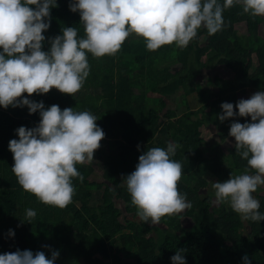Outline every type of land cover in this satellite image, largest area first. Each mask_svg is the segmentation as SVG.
I'll list each match as a JSON object with an SVG mask.
<instances>
[{
	"label": "trees",
	"instance_id": "1",
	"mask_svg": "<svg viewBox=\"0 0 264 264\" xmlns=\"http://www.w3.org/2000/svg\"><path fill=\"white\" fill-rule=\"evenodd\" d=\"M69 2L57 0L52 8L45 50L50 46L47 37L60 34L65 26L84 35L80 14L70 9ZM223 15L222 30L208 35L201 27L186 48L164 45L148 51L142 38L130 36L116 56L89 54L90 75L75 96L55 87L30 95L43 100L45 107L55 103L90 110L105 132L93 160L77 165L84 179L73 178L75 193L66 207L40 202L22 189L12 172L8 143L18 138L14 130L19 126L38 124L39 110L29 113L27 106H0V253L42 250L51 258V251L59 250L56 264H172L170 257L184 249L187 264H243L245 253L252 264H264V220H242L228 204L214 205V195L205 192L208 173L223 181L231 172L246 170V160L235 152L234 142L228 154L218 147L208 150L202 128L214 126L221 140L234 139L229 135L231 121L243 123L251 117L222 122L221 103L235 105L240 98L264 90V17L252 18L239 5ZM219 65L231 75L209 76L203 84L202 73ZM104 139L107 155L102 152ZM168 141L180 144L172 158L182 163L178 187L192 207L163 217V226L143 225L121 180L135 169L147 148L166 147ZM96 157H102L101 180ZM254 195L264 211V187ZM118 199L124 202V211ZM29 207L37 214L31 222L23 221ZM184 217L192 220L189 228L183 226ZM9 228L15 230L14 237L7 234Z\"/></svg>",
	"mask_w": 264,
	"mask_h": 264
},
{
	"label": "clouds",
	"instance_id": "2",
	"mask_svg": "<svg viewBox=\"0 0 264 264\" xmlns=\"http://www.w3.org/2000/svg\"><path fill=\"white\" fill-rule=\"evenodd\" d=\"M56 5L57 0H0V106H27L29 113L39 110L38 124L19 126L14 130L18 138L8 143L12 172L24 191L60 208L72 202L73 178L84 179L77 165L93 160L105 132L90 110L55 103L45 107L31 94L55 87L75 96L90 75L89 54L116 56L130 36L142 38L148 51L164 45L186 48L201 27L208 35L222 30L224 11L236 5L252 18L264 17V0H70V9L80 14L84 35H78L74 26H65L60 34L47 37L50 46L45 50V30ZM221 108L222 122L231 117L251 119L230 123L229 135L234 137L235 152L246 160V170L212 182V203H226L242 220L260 222L264 211L254 193L264 185V90L240 98L235 105L224 101ZM166 144L147 148L135 169L121 180L136 214L153 225L192 207L178 187L182 163L172 158L180 144ZM36 214L34 208H27L23 221L31 222ZM7 234L14 237L15 230L9 228ZM183 252L179 249L170 257L172 264H187ZM59 255V250H52L49 258L42 250L18 248L0 253V264H56ZM242 261L252 264L247 253Z\"/></svg>",
	"mask_w": 264,
	"mask_h": 264
},
{
	"label": "rangeland",
	"instance_id": "3",
	"mask_svg": "<svg viewBox=\"0 0 264 264\" xmlns=\"http://www.w3.org/2000/svg\"><path fill=\"white\" fill-rule=\"evenodd\" d=\"M241 28H242V32L246 33V28L244 27V25H241ZM262 32L264 34V27L262 29ZM203 41H205V39H203ZM254 61H255V64H256L257 63L256 57H255ZM216 74H219V75H222V76H225V77H229L231 75L230 71L226 67H224L222 65H219V66H216V67L212 68L211 70H205L202 73V75H201V79H202L201 82L206 85L207 77H209V76L213 77ZM202 130H203V135H204V138H205L204 147H206L208 150H212L215 147H218V149L223 151L225 154L229 153L230 146L234 142L233 138H230L228 140H221L220 139V135L218 133V129L216 127H214V126L207 125V126H204L202 128ZM102 152H103L104 155L109 154L108 141L105 140V139L103 140ZM94 163H95L96 168L98 170L97 179L101 180L102 179V174L101 173L103 172L102 171V157H100V158L96 157L95 160H94ZM207 176L210 179V185L206 189L205 192H209V193L214 195V190L212 189L211 184H212V182L220 181V180L218 178H216L211 173H208ZM263 187H264V185L260 186L259 189L261 190V188H263ZM117 204L121 208L122 211L125 210V204H124V202L122 200L118 199L117 200ZM146 223L152 224L150 221H146V222H144L142 224L145 225ZM191 225H192V220L190 218L184 217L183 218V226L185 228H189ZM158 226H163V224L159 223ZM152 234H156V231H153Z\"/></svg>",
	"mask_w": 264,
	"mask_h": 264
}]
</instances>
